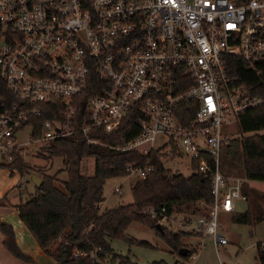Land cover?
<instances>
[{
  "label": "built area",
  "instance_id": "obj_1",
  "mask_svg": "<svg viewBox=\"0 0 264 264\" xmlns=\"http://www.w3.org/2000/svg\"><path fill=\"white\" fill-rule=\"evenodd\" d=\"M229 56L248 64L251 76L240 73L246 81L231 72L238 67ZM0 83L7 90L0 91V165L24 159L30 147L76 137L154 153L173 171L171 163L185 161L190 173L211 178L212 203H198L205 211L194 224L163 207L144 212L172 232L212 238L215 249L227 243L220 212L247 195L244 178L222 172L221 157L234 138L226 129L264 103V0H0ZM46 111L57 115L38 126ZM124 124L135 133L128 141L95 137ZM125 170L113 193L154 165L133 162ZM97 250L89 256L104 263Z\"/></svg>",
  "mask_w": 264,
  "mask_h": 264
},
{
  "label": "trees",
  "instance_id": "obj_2",
  "mask_svg": "<svg viewBox=\"0 0 264 264\" xmlns=\"http://www.w3.org/2000/svg\"><path fill=\"white\" fill-rule=\"evenodd\" d=\"M227 58L238 67L231 72L238 74L241 81H246V77L240 73L251 76L252 72L245 61L231 56ZM259 90L264 96V87ZM0 91L3 94L7 91L1 83ZM56 115L55 111H46L42 117L36 119L38 120L36 124L39 126V122L44 118ZM238 127L241 136L226 142L223 154L238 170V174L247 181L264 182V103L240 113ZM37 128L35 134L38 132ZM134 134V130H130V126L124 124L117 132L105 134L99 131L95 137L103 143L118 145L133 138ZM42 151L44 156L61 158L63 165L61 171L65 172L63 179L57 175L40 174L39 169L31 168L21 157L10 165L0 166L9 170L17 169L20 173H34L41 178V183L35 186L34 192L13 207L39 248L53 258L56 264H96L97 262L89 256L94 249H98L97 257L105 262L107 255L116 256L110 241L118 238L125 239L130 244L153 247L149 242L137 241L127 234L126 231L133 222L154 229L155 235L164 242L168 251L182 260H187L191 254L197 252L191 249L187 255L180 256L179 249L187 248L182 238L191 234L183 231L172 232L164 226L161 230L156 229V219L148 216L144 210L150 207L159 210L163 207L165 214L171 215L182 206L201 202L211 204L213 201L211 178H206L195 170L184 175L179 171L165 168L155 158L154 153L143 156L136 152L114 151L107 146L87 144L81 137L54 140ZM86 158L92 159L89 173L83 169V160ZM133 162L138 164L150 162L154 165V171L144 179L135 181L131 187L130 203L101 209L100 204L105 200L103 191L106 181L112 177L126 175V165ZM242 190L247 194L249 204L244 212L234 215V221L248 223L264 220V211L255 205L252 195L249 196L244 189ZM250 192L254 197L260 198L254 191ZM0 232L4 235L3 246L13 257L34 264L32 258L18 247L12 225L0 220ZM256 250V259L260 264H264V250L260 243L256 245ZM75 251L86 255L74 256ZM120 264L130 263L128 259L121 258ZM149 264L165 263L154 261Z\"/></svg>",
  "mask_w": 264,
  "mask_h": 264
},
{
  "label": "rangeland",
  "instance_id": "obj_3",
  "mask_svg": "<svg viewBox=\"0 0 264 264\" xmlns=\"http://www.w3.org/2000/svg\"><path fill=\"white\" fill-rule=\"evenodd\" d=\"M28 128L20 134L25 137L28 133ZM226 132L237 138L241 136L238 125H232L226 129ZM245 136L247 134H244ZM43 151L37 147H30L25 154L23 161L33 169H39L40 174L57 175L63 179L65 172L63 169L62 160L58 157L44 156ZM185 161L171 163L175 169L184 175L190 173L189 166L184 165ZM83 169L89 173L91 171L92 159L86 158L83 160ZM221 170L229 176H236L238 170L235 169L229 160L223 154L221 157ZM241 175V174H240ZM120 179L112 177L108 179L104 185L103 196L104 203L100 204L101 209H110L121 204H127L132 201L131 187L135 184V179H126L122 183L121 193H113V187ZM259 183V182H254ZM30 174L28 172L20 173L19 170H9V168L0 166V207L5 206L7 200L18 201L19 193L20 200L24 201L27 196L34 192ZM244 190L255 199V205H258L264 211V189H254L245 181ZM254 191L259 197H254ZM251 193V194H250ZM251 197V199H252ZM249 204V202H248ZM246 201L237 200L236 207L233 212H220L219 216V231L227 238V243L219 245L216 249L213 245L212 238H200L199 236L189 235L182 238L183 243L189 248H194L197 251L196 260L187 259V264H260L256 259V245L261 244L264 250V220L259 222L250 221L248 223L235 222L233 217L239 212H243L248 207ZM10 207V206H5ZM257 208V206H256ZM205 211L204 207L195 205L182 206L174 212V219H190L193 224L196 216ZM170 228H179L176 224L169 225ZM127 234L137 241L149 242L153 247L148 245H140L128 243L125 239L118 238L110 241V246L113 250L112 254L107 255L104 263L97 262L96 264H120L121 258L128 259L130 264H149L154 261H163L165 264H179L176 261L179 257L168 251L164 242L155 235V231L142 223L133 222L127 229ZM199 242V243H198ZM197 247V248H196ZM201 248V249H200ZM193 261V263H192Z\"/></svg>",
  "mask_w": 264,
  "mask_h": 264
},
{
  "label": "crops",
  "instance_id": "obj_4",
  "mask_svg": "<svg viewBox=\"0 0 264 264\" xmlns=\"http://www.w3.org/2000/svg\"><path fill=\"white\" fill-rule=\"evenodd\" d=\"M239 176L244 178L242 175H239ZM245 181H247V180L245 179ZM254 182H258V181H248V184L251 188H254L257 190L258 189H264V182H259V183H254ZM244 186H245V182H244L242 189H244ZM245 201L248 204V198ZM7 202L8 203H5L4 205L10 206V207H5V206H3V204H1L2 207H0V220L12 225L14 233H15L16 243H17L18 247L20 248V250L25 255L31 257L32 260L34 261V264H56V262L54 261L53 258H51L50 256L43 253V251L39 248V246L37 245V243L34 240V238L32 237V235L26 229L25 225L19 219L17 210L13 206L20 202V193H19V200L18 201L7 200ZM102 203H104V202H102ZM235 207H236V205H235ZM224 213H229V212H224ZM239 213H242V212H239ZM3 240H4V235L0 232V264H31V263H27V262L21 261L15 257H13L6 250V248L3 246V244H2ZM187 249L191 250L194 248L187 247Z\"/></svg>",
  "mask_w": 264,
  "mask_h": 264
},
{
  "label": "water",
  "instance_id": "obj_5",
  "mask_svg": "<svg viewBox=\"0 0 264 264\" xmlns=\"http://www.w3.org/2000/svg\"><path fill=\"white\" fill-rule=\"evenodd\" d=\"M30 179H31V181H32V183H33L34 186H39V184L41 183V178H39L34 173L30 174ZM155 227L158 230H161L162 229V226L160 225V223H157ZM187 253H188V249L186 247H182L178 251V254L180 256H185V255H187Z\"/></svg>",
  "mask_w": 264,
  "mask_h": 264
}]
</instances>
